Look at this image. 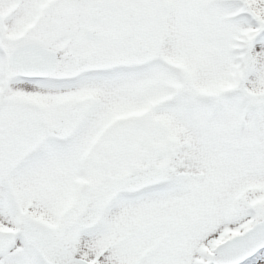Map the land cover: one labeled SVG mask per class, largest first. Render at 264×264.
Masks as SVG:
<instances>
[{"label": "snow or ice", "instance_id": "obj_1", "mask_svg": "<svg viewBox=\"0 0 264 264\" xmlns=\"http://www.w3.org/2000/svg\"><path fill=\"white\" fill-rule=\"evenodd\" d=\"M0 264H264V0H0Z\"/></svg>", "mask_w": 264, "mask_h": 264}]
</instances>
